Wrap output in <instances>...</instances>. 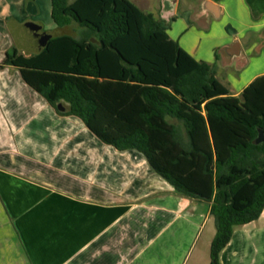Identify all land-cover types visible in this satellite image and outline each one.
<instances>
[{
  "label": "crops",
  "instance_id": "1",
  "mask_svg": "<svg viewBox=\"0 0 264 264\" xmlns=\"http://www.w3.org/2000/svg\"><path fill=\"white\" fill-rule=\"evenodd\" d=\"M51 9L48 0L43 22L37 0H0V65L13 47L29 57L64 35L49 33L59 29ZM152 14L196 60L215 66L232 95L264 75V0H177L174 9L159 0ZM192 28L207 37L195 47ZM41 35L40 48L22 44ZM221 69L240 78L222 81ZM210 210L178 193L144 154L107 145L80 118L60 115L17 68H0V264H190L204 234L209 249L216 235ZM220 258L264 264V211L235 228Z\"/></svg>",
  "mask_w": 264,
  "mask_h": 264
},
{
  "label": "trees",
  "instance_id": "2",
  "mask_svg": "<svg viewBox=\"0 0 264 264\" xmlns=\"http://www.w3.org/2000/svg\"><path fill=\"white\" fill-rule=\"evenodd\" d=\"M51 5L56 26L75 24L79 37H54L29 57L13 47L0 68H17L60 115L80 118L103 143L144 154L178 193L210 202V264H221L235 228L264 211V142L254 143L264 133V75L232 95L215 66L130 0Z\"/></svg>",
  "mask_w": 264,
  "mask_h": 264
},
{
  "label": "rangeland",
  "instance_id": "3",
  "mask_svg": "<svg viewBox=\"0 0 264 264\" xmlns=\"http://www.w3.org/2000/svg\"><path fill=\"white\" fill-rule=\"evenodd\" d=\"M130 1L133 2L134 4H136L138 7H140L143 10H146L147 9L151 13H157V8L159 7V0H144L145 1V4H143L141 2V0H130ZM37 4H38V6L40 8V14L39 15L37 14V15L40 17V21L42 20L44 22L45 21V17L47 15V13H46V7L48 6V0H37ZM172 22H173V20H172ZM10 25H11V27H10V33L12 35V38H16V40H17L18 33H17L16 26L14 27L15 24L13 22ZM75 28L76 29H74V30H71V29L66 28V27L65 28H59L57 31H52V32H49V33L52 34V35H62V34H64V35H69V36H72V37H79L80 33L78 32L77 25H76ZM196 28L199 29V27H197V26H196ZM196 31H197L196 29L192 28V30L189 31L191 34H189L187 36L188 38H190V41H191L190 42V45L193 46V47H195L196 45L199 44L200 36H202V38L204 40H206V38H207L202 32H199V31L196 32ZM47 39H48L47 36H42L41 35L40 38L37 39V42L36 43H34V42L32 43V46H31V42H30V44L29 43L28 44L22 43V44L23 45H28L29 47H32L33 49H37V48H40L41 47L40 43L41 44L42 43H45V41ZM203 43H205V41H203ZM22 47L24 49H26V47H24V46H22ZM220 50L222 51L223 48H220ZM230 74L233 75L237 79L240 78V77H238V75L234 71L227 70V69H221V72L219 74V77L222 79V81H226L228 79V77H229ZM240 80H241V82H240L241 84H244V82H246L244 80V77H241ZM208 236L210 237V234L207 235V233H205L204 236H203V238L199 241L198 246L196 248V251L194 252V255L192 257L191 263H193L194 260L195 261L200 260V262L202 264H206L207 261H210V250H211V246H210V249L207 247V245H208L207 242H208V239H209Z\"/></svg>",
  "mask_w": 264,
  "mask_h": 264
},
{
  "label": "water",
  "instance_id": "4",
  "mask_svg": "<svg viewBox=\"0 0 264 264\" xmlns=\"http://www.w3.org/2000/svg\"><path fill=\"white\" fill-rule=\"evenodd\" d=\"M176 1L177 0H167V3H168V5L172 8V9H174V7H175V5H176ZM206 6H208L209 8H210V11H212L214 14H215V16H217L218 17V15H219V12H218V7L217 6H215L213 3H211V2H206V4H205ZM238 47V45H235L233 48H237ZM232 55H234L232 52H230ZM239 52H237V54H238ZM58 109L60 110V111H65L66 110V107L63 105V104H59L58 105ZM262 142H264V133L263 132H260L259 133V135H258V137L255 139V141H254V143L255 144H261Z\"/></svg>",
  "mask_w": 264,
  "mask_h": 264
}]
</instances>
